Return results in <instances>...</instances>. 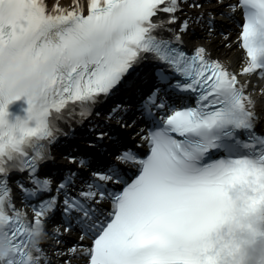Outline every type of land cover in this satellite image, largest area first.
Instances as JSON below:
<instances>
[{"label":"snow or ice","instance_id":"1","mask_svg":"<svg viewBox=\"0 0 264 264\" xmlns=\"http://www.w3.org/2000/svg\"><path fill=\"white\" fill-rule=\"evenodd\" d=\"M185 5L202 7L195 0H89L85 12L80 0L70 10L49 9L45 0H0V226L10 249L0 264H47L32 240L58 206L64 231H80L63 253L65 264L78 251L87 264H264V134L238 79H264V0L227 5L243 16L237 43L247 60L240 73L203 46L186 50L184 35L204 15L180 21ZM206 23L211 35L210 13ZM147 57L157 65L155 83L136 105V118L129 123L127 107L112 108L107 120L119 127L100 131L87 150L67 157L76 168L66 170L56 195L33 205L27 221L14 205L10 172L27 173L31 187L17 183L33 199L51 192L52 178L39 172L53 160L48 146L67 135L57 121L75 114L70 104L78 103L81 120L90 116ZM41 79L52 91L37 104L33 85ZM16 101L26 107L12 117L8 106ZM138 121L149 126L141 136L149 150L144 158L124 135ZM122 164L138 170L131 182ZM77 178L84 188L73 195Z\"/></svg>","mask_w":264,"mask_h":264},{"label":"bare ground","instance_id":"2","mask_svg":"<svg viewBox=\"0 0 264 264\" xmlns=\"http://www.w3.org/2000/svg\"><path fill=\"white\" fill-rule=\"evenodd\" d=\"M45 3L48 5L49 9L53 8L56 4H59L61 8H68L69 10L74 7V0H45ZM80 3L86 9L88 7L89 0H80ZM180 21L182 20L180 19ZM180 21H178L173 27L178 28ZM227 44H230L231 47L226 46ZM205 48L214 60H218L228 66L230 71L240 73L241 69L245 66L247 57L237 43V37L226 42L211 44ZM238 79L240 80L241 84L245 85L246 94L249 95L254 101L255 111L259 117V120L260 122L264 123V94H262L264 93V89L259 90V88H257L259 86L258 76L255 74L238 75ZM68 259L69 258L67 257L63 261L66 262ZM71 263L87 264V260L83 255L75 254V256L71 258Z\"/></svg>","mask_w":264,"mask_h":264},{"label":"clouds","instance_id":"3","mask_svg":"<svg viewBox=\"0 0 264 264\" xmlns=\"http://www.w3.org/2000/svg\"><path fill=\"white\" fill-rule=\"evenodd\" d=\"M34 100L35 103L39 104L42 103L44 100L45 95H50L52 91V85L41 79L37 80L34 85ZM45 239V233L44 231L38 230L34 234V238L32 240V244L34 247H38L42 241ZM10 255V249H9V239L6 235V229L4 226H0V257H7Z\"/></svg>","mask_w":264,"mask_h":264}]
</instances>
